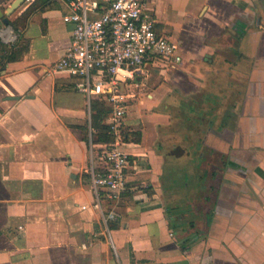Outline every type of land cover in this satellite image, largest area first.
<instances>
[{"label": "crops", "instance_id": "crops-1", "mask_svg": "<svg viewBox=\"0 0 264 264\" xmlns=\"http://www.w3.org/2000/svg\"><path fill=\"white\" fill-rule=\"evenodd\" d=\"M14 1L0 0L14 56L0 72V264H264V0H145L182 60L127 82L120 148L137 187L113 221L91 178L118 138L98 141L97 99L52 67L72 40L68 0Z\"/></svg>", "mask_w": 264, "mask_h": 264}, {"label": "built area", "instance_id": "built-area-1", "mask_svg": "<svg viewBox=\"0 0 264 264\" xmlns=\"http://www.w3.org/2000/svg\"><path fill=\"white\" fill-rule=\"evenodd\" d=\"M29 1V0H27ZM64 21L73 24L72 40L53 70L73 79L76 90L110 107L107 123L116 142L103 145L106 164L93 173L91 185L99 200L113 204L105 218L119 217L117 202L130 185L128 172L136 160L120 148V136L129 103L127 82L148 77L158 63L182 60L179 44L156 28V17L145 0H68Z\"/></svg>", "mask_w": 264, "mask_h": 264}, {"label": "trees", "instance_id": "trees-1", "mask_svg": "<svg viewBox=\"0 0 264 264\" xmlns=\"http://www.w3.org/2000/svg\"><path fill=\"white\" fill-rule=\"evenodd\" d=\"M42 3L49 2L50 0H38ZM12 25L11 22L8 21ZM15 30H18V26L13 24ZM13 46H6L0 38V72L4 69L7 59H13L14 56L11 55V50ZM94 109L93 124L98 128V141L100 142H110L114 139L113 132L109 125L104 122L106 115L110 111V107L105 101L94 100L92 103ZM124 138L129 141L131 139L140 141L141 132H126L124 133Z\"/></svg>", "mask_w": 264, "mask_h": 264}, {"label": "water", "instance_id": "water-1", "mask_svg": "<svg viewBox=\"0 0 264 264\" xmlns=\"http://www.w3.org/2000/svg\"><path fill=\"white\" fill-rule=\"evenodd\" d=\"M25 0H15L13 5H12V8H16L19 4H22Z\"/></svg>", "mask_w": 264, "mask_h": 264}, {"label": "rangeland", "instance_id": "rangeland-1", "mask_svg": "<svg viewBox=\"0 0 264 264\" xmlns=\"http://www.w3.org/2000/svg\"><path fill=\"white\" fill-rule=\"evenodd\" d=\"M153 72H154V71H152V72L150 73V75L152 76V75L154 74V75H153V77H154L156 73H153ZM145 77H146V76H145Z\"/></svg>", "mask_w": 264, "mask_h": 264}]
</instances>
